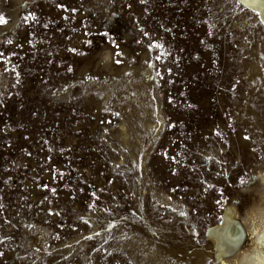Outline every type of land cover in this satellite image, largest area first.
I'll use <instances>...</instances> for the list:
<instances>
[{
	"label": "rangeland",
	"instance_id": "1",
	"mask_svg": "<svg viewBox=\"0 0 264 264\" xmlns=\"http://www.w3.org/2000/svg\"><path fill=\"white\" fill-rule=\"evenodd\" d=\"M0 16V264H222L251 245L244 222L264 206L254 10L0 0ZM228 207L242 239L225 254L207 234Z\"/></svg>",
	"mask_w": 264,
	"mask_h": 264
},
{
	"label": "bare ground",
	"instance_id": "2",
	"mask_svg": "<svg viewBox=\"0 0 264 264\" xmlns=\"http://www.w3.org/2000/svg\"><path fill=\"white\" fill-rule=\"evenodd\" d=\"M240 1L246 8L254 10L264 24V0ZM261 178L264 183V172ZM224 211L222 225L214 226L215 228L208 232L207 236L219 252L226 254L237 248L242 239V229L240 225L232 224L234 216L237 214L236 211L232 207H228ZM246 220L244 222L245 229L249 235L253 236L254 240L246 250L235 254L232 260L230 259L231 261H223L222 264H264V206L258 207L256 211H250ZM233 236L236 239H233Z\"/></svg>",
	"mask_w": 264,
	"mask_h": 264
},
{
	"label": "snow or ice",
	"instance_id": "3",
	"mask_svg": "<svg viewBox=\"0 0 264 264\" xmlns=\"http://www.w3.org/2000/svg\"><path fill=\"white\" fill-rule=\"evenodd\" d=\"M58 7H64V5H58ZM73 11H75V9H73ZM29 15L31 16L33 14L29 13ZM25 19H27V18H25ZM4 23H5V20H4L3 16H0V24H4ZM72 51H75V49H72ZM117 62H119V61H117Z\"/></svg>",
	"mask_w": 264,
	"mask_h": 264
}]
</instances>
